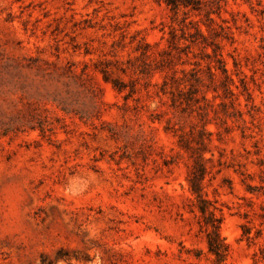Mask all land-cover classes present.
Masks as SVG:
<instances>
[{"label":"rangeland","instance_id":"rangeland-1","mask_svg":"<svg viewBox=\"0 0 264 264\" xmlns=\"http://www.w3.org/2000/svg\"><path fill=\"white\" fill-rule=\"evenodd\" d=\"M222 4L225 21L213 16L231 27L221 44L236 95L214 91L193 45L172 70L201 69L203 83L180 112L160 91L172 70L155 69L170 36L164 0H0V264H212L178 141L202 127L204 190L232 245L224 264H254L264 247V0ZM243 223L262 232L250 246Z\"/></svg>","mask_w":264,"mask_h":264},{"label":"trees","instance_id":"trees-1","mask_svg":"<svg viewBox=\"0 0 264 264\" xmlns=\"http://www.w3.org/2000/svg\"><path fill=\"white\" fill-rule=\"evenodd\" d=\"M224 0H164L167 8L170 11V30L167 49L161 51V59L159 65L155 69L164 71L165 69H173L175 57H180L185 53L189 55L191 46H198L201 53V59H208L207 66L210 79L213 83L214 91L218 92L220 87L224 91L223 96H235L236 93L232 86L235 81L226 66V61L222 54L221 39L232 41L233 35L231 27L224 25L216 20L213 15L221 18ZM225 21V19H222ZM205 26L206 31L203 29ZM149 45V44H148ZM212 48V52L208 48ZM196 57V55H195ZM199 61H196V64ZM152 70H142L143 73L151 75ZM201 69L194 68L190 73L181 70L182 76L178 75L177 70H172L169 77L164 80L161 90L162 93L171 94V108L175 111L184 112L183 104L192 109V101H196L194 96L198 93L203 79L200 75ZM104 78L109 81V73L102 70ZM219 76V77H218ZM217 77L220 78L218 82ZM218 82V83H217ZM113 87L122 90L123 86L117 79L112 80ZM241 92H248L246 81L241 78ZM216 96H221L217 94ZM205 99V95H203ZM250 97V96H249ZM203 116V115H202ZM173 129V126H166V130ZM205 133L211 135L205 127L199 130V138L194 136L192 140L200 146L194 147L191 145L192 140L181 134L179 137V145L190 153L192 158V166L188 175L190 191L194 198L190 199L189 211L198 216V224L200 230L205 234L207 251L212 255V264H224L228 261L232 252V245L221 233L223 222L222 208L217 204V200L210 199L205 192L204 180L208 175V168L205 164V156L202 146L205 144ZM210 139V138H208ZM240 240H246L250 246L255 243L256 239L262 234L261 230L252 233V228L247 224L241 225ZM202 250H199L200 255ZM254 264L264 263V247L252 254Z\"/></svg>","mask_w":264,"mask_h":264},{"label":"clouds","instance_id":"clouds-1","mask_svg":"<svg viewBox=\"0 0 264 264\" xmlns=\"http://www.w3.org/2000/svg\"><path fill=\"white\" fill-rule=\"evenodd\" d=\"M88 235L89 236H93L94 234L91 231H89ZM89 255L91 256V254H89ZM91 261H92V264H96V259L95 258H92Z\"/></svg>","mask_w":264,"mask_h":264}]
</instances>
